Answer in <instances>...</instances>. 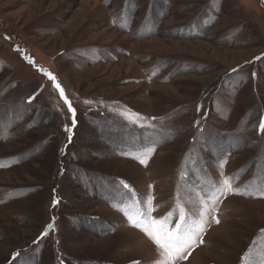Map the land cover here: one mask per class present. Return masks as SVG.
Instances as JSON below:
<instances>
[{
	"label": "rangeland",
	"instance_id": "obj_1",
	"mask_svg": "<svg viewBox=\"0 0 264 264\" xmlns=\"http://www.w3.org/2000/svg\"><path fill=\"white\" fill-rule=\"evenodd\" d=\"M262 117L264 0H0V264H157L124 213H197L224 177L245 195L181 264H259Z\"/></svg>",
	"mask_w": 264,
	"mask_h": 264
},
{
	"label": "snow or ice",
	"instance_id": "obj_2",
	"mask_svg": "<svg viewBox=\"0 0 264 264\" xmlns=\"http://www.w3.org/2000/svg\"><path fill=\"white\" fill-rule=\"evenodd\" d=\"M5 39H10V37L6 36ZM16 50L18 52L20 51L18 47ZM23 58L28 64L35 65L34 60L30 56L24 55ZM257 59H260V57H257ZM38 70L54 82L56 89L59 91L60 98L63 100L64 104L67 106L68 112L71 114L72 125H76V109L65 95V90L57 82V78L49 71L44 69ZM236 71L237 69H233V72ZM34 98L35 96L30 97L28 102L31 103ZM84 103L90 104L91 101H85ZM199 110L200 109L198 108V111ZM136 119H141L138 114ZM153 119H155V117H153ZM133 123H135V121H133ZM196 124L199 126L200 122L197 121ZM140 126L143 127V125ZM64 130L67 132L71 131L67 126H65ZM258 132L264 134V117L259 121ZM68 139L71 141L72 136L69 135ZM157 145L158 142L154 141L150 146L146 147L142 155L133 157V159L138 160L141 165L147 167L148 160L155 152ZM226 164L227 159L224 158L220 166L223 167ZM0 167H2V165H0ZM185 177L186 173H182L181 178L184 179ZM208 186L209 190L207 193L198 198L199 210L197 213H190L178 202L173 212L168 213L161 219H156L151 214L154 211V197L152 196L146 198V211L140 212L137 215H132L127 212L124 213L129 222L128 226L139 229L143 232L158 249L162 259L157 261V264H181L182 261H187L192 255V252L204 243L203 237L208 226L212 222H215L217 225L221 223L217 216V205L222 203L229 195H245V192H241L239 189L234 188L229 178L226 177H224L222 181H210L208 182ZM123 187L129 190V192L134 191L127 183H123ZM258 195L259 197L264 198V185H261L258 190ZM58 203L59 200L54 199L53 207ZM173 217H175L176 220L174 226L172 224ZM47 228L49 231L53 230L54 223H50ZM261 232H264V229H261ZM47 235L48 232L45 231L42 233L41 238ZM16 255L19 256V253ZM242 259H245L247 264H256L255 261H251L247 257H243ZM61 264H63V261ZM135 264H139V262H135ZM259 264H264V259H261Z\"/></svg>",
	"mask_w": 264,
	"mask_h": 264
}]
</instances>
